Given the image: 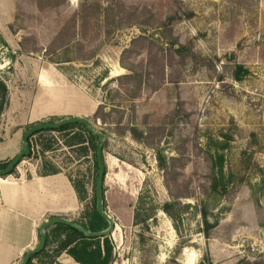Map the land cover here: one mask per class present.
Returning <instances> with one entry per match:
<instances>
[{"label":"rangeland","instance_id":"rangeland-1","mask_svg":"<svg viewBox=\"0 0 264 264\" xmlns=\"http://www.w3.org/2000/svg\"><path fill=\"white\" fill-rule=\"evenodd\" d=\"M0 81V163L37 125L82 118L105 137L115 229L90 262L264 264V0H0ZM51 137L10 178L56 168L80 179L84 221L94 157ZM204 211L217 223L208 238ZM58 248L51 264H74Z\"/></svg>","mask_w":264,"mask_h":264},{"label":"crops","instance_id":"crops-1","mask_svg":"<svg viewBox=\"0 0 264 264\" xmlns=\"http://www.w3.org/2000/svg\"><path fill=\"white\" fill-rule=\"evenodd\" d=\"M12 176L0 179V264H19L34 250L39 243V229L46 221L63 218L81 223L75 218L80 216L81 203L65 173L43 175L35 170L26 179L10 178ZM45 232L49 236L47 252L70 237L67 230L57 225Z\"/></svg>","mask_w":264,"mask_h":264},{"label":"trees","instance_id":"trees-1","mask_svg":"<svg viewBox=\"0 0 264 264\" xmlns=\"http://www.w3.org/2000/svg\"><path fill=\"white\" fill-rule=\"evenodd\" d=\"M181 48L177 51L178 53H181ZM242 70V67H238V70L236 71V78L239 79V74ZM8 102V89L4 83L0 81V121L1 117L3 115V112L7 106ZM101 108H99L98 112L96 113V117L100 120L103 121L99 117ZM104 122V121H103ZM134 134H137L135 130H133ZM65 134L67 138H69L68 141H66L65 146L72 150V152L76 156H88V154H91L94 157V173L98 175V165H97V148L99 146V140L98 138L92 136L87 129L80 124H71V125H66L63 126L59 129L56 130H44L37 132L33 134L30 138V154L29 158L33 156L35 152L39 154L38 149H41V152L48 153L52 150L54 145L57 144V139H54V137H51L50 139H43L42 137L45 134ZM51 136V135H50ZM142 138V137H140ZM35 156H38L35 154ZM12 161H7V162H2L0 163V170H5L9 164ZM158 165L161 170H166L167 165H166V160L162 157V155L158 154ZM16 170L12 173L14 175ZM61 173L58 171L56 168H52L51 171H48V175H56ZM43 175H46L45 173H42ZM79 200L83 199V196L85 194V191H83L84 183L80 179H70ZM211 188L215 192H222L225 193V189H221V186L218 184V181L216 178L213 179L211 183ZM94 199H95V206L93 207V210L91 213H89L86 217H84V221H81L79 224L82 226L84 229H86L88 232L92 233H101L109 228V223L107 220L102 218L96 211V179L94 183ZM105 199V195H104ZM105 203V201H104ZM106 208V207H105ZM169 206L165 207V210L168 212ZM203 215V224L205 229L203 230L204 235L206 238L209 236V232L217 227V223L214 225H210V223L207 221V212L204 211L202 213ZM139 215L135 216V222L136 224H144L146 229L148 230V226L145 224L144 221L139 219ZM58 227L67 230L70 234V237L65 240L59 248L56 250V253L60 254L62 252H67L74 260L75 262L79 264H96V262H90L88 259H91L93 256V253L89 250L90 246L96 245L98 247V258L101 257V249H100V243L99 241L101 239L98 238H88L76 229L72 227H68L62 224L57 225ZM47 235V240H48V234ZM141 242H145V237L143 235L140 236ZM97 242V243H96ZM51 257L52 255L45 250H43L40 254H37L33 257L30 258V261L28 264H51Z\"/></svg>","mask_w":264,"mask_h":264},{"label":"water","instance_id":"water-1","mask_svg":"<svg viewBox=\"0 0 264 264\" xmlns=\"http://www.w3.org/2000/svg\"><path fill=\"white\" fill-rule=\"evenodd\" d=\"M71 124H80L83 125L87 131L94 137L98 138L99 146L97 148V165H98V176L96 180V211L97 213L108 221L109 228L108 230L101 232V233H92L88 232L79 224L63 219V218H52L45 223H43L39 229V243L34 250L29 251L23 258L21 264H28L30 258L40 254L43 250H45L46 243H47V235L45 230L54 225H65L68 227H72L85 235L88 238H98L103 239L107 236L113 234L115 229V222L112 217L107 213L105 208V199H104V179L106 175V168H105V160H104V145H105V137L103 134L97 132L91 123L86 119L82 118H70L58 123H49V124H42L33 126L24 134L23 136V148L21 152L13 159V161L9 164V166L5 170H0V178H6L12 175V173L18 168V166L29 156L30 154V138L33 134L44 131V130H56L66 125Z\"/></svg>","mask_w":264,"mask_h":264},{"label":"built area","instance_id":"built-area-1","mask_svg":"<svg viewBox=\"0 0 264 264\" xmlns=\"http://www.w3.org/2000/svg\"><path fill=\"white\" fill-rule=\"evenodd\" d=\"M250 250H251V253H256V252H258V247H257V245H251Z\"/></svg>","mask_w":264,"mask_h":264}]
</instances>
